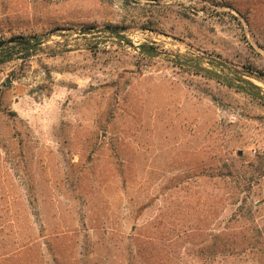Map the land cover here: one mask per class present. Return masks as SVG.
Here are the masks:
<instances>
[{
  "label": "rangeland",
  "instance_id": "obj_1",
  "mask_svg": "<svg viewBox=\"0 0 264 264\" xmlns=\"http://www.w3.org/2000/svg\"><path fill=\"white\" fill-rule=\"evenodd\" d=\"M9 46L0 264H264V0H0Z\"/></svg>",
  "mask_w": 264,
  "mask_h": 264
},
{
  "label": "trees",
  "instance_id": "obj_2",
  "mask_svg": "<svg viewBox=\"0 0 264 264\" xmlns=\"http://www.w3.org/2000/svg\"><path fill=\"white\" fill-rule=\"evenodd\" d=\"M147 46H143L142 48H146ZM22 48H24V49H28L29 48V46H27V45H24ZM12 49H14V46L13 47H11V46H9V47H7V48H2V49H0V59H2L1 61H0V63H2V62H5V61H7L8 60V58H9V55H10V53H8L9 51L8 50H12ZM150 49H153L152 47H149V48H147L146 50L148 51L147 52V55L148 56H155L156 54V52H154V51H150ZM208 76H210V77H212V78H216V79H219L220 78V76H219V74H217V73H215V72H213V71H210V70H205V69H202ZM252 88H256L255 86H253L252 84H250L249 82H247ZM230 87H233V83H229L228 84ZM236 88L237 89H241L242 91H244V92H246V93H248L249 91L246 89V88H244V87H239V86H236ZM256 96H258L257 94H255Z\"/></svg>",
  "mask_w": 264,
  "mask_h": 264
},
{
  "label": "water",
  "instance_id": "obj_3",
  "mask_svg": "<svg viewBox=\"0 0 264 264\" xmlns=\"http://www.w3.org/2000/svg\"><path fill=\"white\" fill-rule=\"evenodd\" d=\"M27 43V42H26Z\"/></svg>",
  "mask_w": 264,
  "mask_h": 264
}]
</instances>
